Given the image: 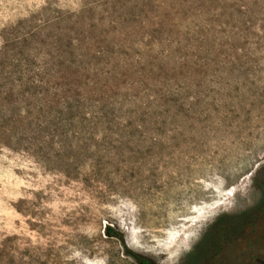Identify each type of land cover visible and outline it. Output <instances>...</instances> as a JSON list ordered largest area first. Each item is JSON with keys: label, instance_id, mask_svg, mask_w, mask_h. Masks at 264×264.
Wrapping results in <instances>:
<instances>
[{"label": "rangeland", "instance_id": "374dc122", "mask_svg": "<svg viewBox=\"0 0 264 264\" xmlns=\"http://www.w3.org/2000/svg\"><path fill=\"white\" fill-rule=\"evenodd\" d=\"M3 126L0 264H191L264 200V0H0ZM255 217L199 264H264Z\"/></svg>", "mask_w": 264, "mask_h": 264}, {"label": "trees", "instance_id": "16d2710c", "mask_svg": "<svg viewBox=\"0 0 264 264\" xmlns=\"http://www.w3.org/2000/svg\"><path fill=\"white\" fill-rule=\"evenodd\" d=\"M18 127V126H17ZM9 129L6 126L2 127V137L0 139V147L7 146L11 147L12 145H20L25 144L22 142H28L32 139V135L29 136L26 134L27 130L30 129L34 131V129L30 127L21 126V129L18 128ZM16 134H19L17 137ZM24 148H27L26 146ZM37 152V151H36ZM264 187V180H263ZM264 207V200L261 201L260 205L249 210L242 212L240 214L229 216L222 215L218 220L213 223V226L208 232H205L203 237L199 240V242L194 246L191 251V264H199L205 260L211 251L216 254L219 252L221 248V244L224 240L232 241L239 232L243 233V230L246 226L254 223L256 219V213ZM104 233L108 237H116L121 242H123V235L115 230L111 225H105ZM124 249L126 252L133 256L138 264H152V262L143 255L135 253L134 251H130L124 245Z\"/></svg>", "mask_w": 264, "mask_h": 264}]
</instances>
